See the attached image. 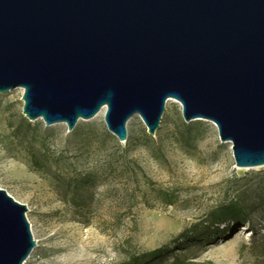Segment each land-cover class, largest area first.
I'll list each match as a JSON object with an SVG mask.
<instances>
[{
	"label": "water",
	"instance_id": "1",
	"mask_svg": "<svg viewBox=\"0 0 264 264\" xmlns=\"http://www.w3.org/2000/svg\"><path fill=\"white\" fill-rule=\"evenodd\" d=\"M46 127L105 112L128 140L155 137L170 100L186 123L212 122L236 168L264 167V0H0V95ZM28 209L0 190V264L37 247Z\"/></svg>",
	"mask_w": 264,
	"mask_h": 264
},
{
	"label": "rangeland",
	"instance_id": "2",
	"mask_svg": "<svg viewBox=\"0 0 264 264\" xmlns=\"http://www.w3.org/2000/svg\"><path fill=\"white\" fill-rule=\"evenodd\" d=\"M22 97L21 89L0 95V190L28 209L37 247L25 264H120L231 204L246 210V223L224 225L187 261L264 264V167L236 168L212 122L186 123L169 101L155 137L135 117L122 144L105 112L69 133L27 120ZM33 156L46 158L45 171Z\"/></svg>",
	"mask_w": 264,
	"mask_h": 264
},
{
	"label": "trees",
	"instance_id": "3",
	"mask_svg": "<svg viewBox=\"0 0 264 264\" xmlns=\"http://www.w3.org/2000/svg\"><path fill=\"white\" fill-rule=\"evenodd\" d=\"M32 162L36 170L45 171L46 158L33 156ZM175 199L174 195H164L166 206H173ZM246 219V210L238 204L224 206L213 212L206 221L184 230L170 244L150 252L133 253L120 264H197L186 259L191 249H197L219 238L224 225L228 226L232 222L246 223Z\"/></svg>",
	"mask_w": 264,
	"mask_h": 264
},
{
	"label": "bare ground",
	"instance_id": "4",
	"mask_svg": "<svg viewBox=\"0 0 264 264\" xmlns=\"http://www.w3.org/2000/svg\"><path fill=\"white\" fill-rule=\"evenodd\" d=\"M170 101H174V102H177V101H175V100H170Z\"/></svg>",
	"mask_w": 264,
	"mask_h": 264
}]
</instances>
